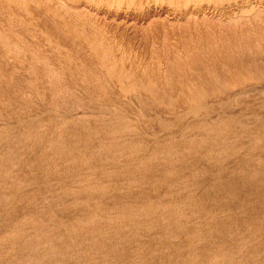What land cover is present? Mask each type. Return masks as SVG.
<instances>
[{"label": "bare ground", "instance_id": "1", "mask_svg": "<svg viewBox=\"0 0 264 264\" xmlns=\"http://www.w3.org/2000/svg\"><path fill=\"white\" fill-rule=\"evenodd\" d=\"M62 1L59 12L43 7L47 14L33 20L26 7L0 0V264H264V103L242 105L237 115L225 109L214 123L200 112L214 107L208 97L217 93L228 102L264 90V43L225 47L202 61L195 51L190 69L166 70L158 81L143 67L152 51L139 66L141 55L72 12L104 0ZM218 2L227 11L264 6ZM76 57L86 59L81 70L68 64ZM232 72L242 77L219 92L177 94L179 102L201 101L178 119L174 109L183 105L165 88L186 94ZM90 89L97 93L84 103ZM44 101L89 111L49 115L37 110ZM154 102L163 107L149 110ZM254 107L258 122L246 127Z\"/></svg>", "mask_w": 264, "mask_h": 264}, {"label": "rangeland", "instance_id": "2", "mask_svg": "<svg viewBox=\"0 0 264 264\" xmlns=\"http://www.w3.org/2000/svg\"><path fill=\"white\" fill-rule=\"evenodd\" d=\"M4 1L5 2L8 1L7 2L8 4H13L14 3L15 5H22V6L26 7L28 9L27 13H28V15L32 16V19L34 18L33 16H45L44 14H47V12L45 11L44 8L47 7V6L52 8L53 12L57 13V12H59L58 10H61V8L63 7V4H64L62 0H10V1L9 0H4ZM148 1L149 0H104V4H102L101 2L99 4V1H98V3H96V4L94 3L91 6L89 4L85 5V6L81 5V6L77 7V8H74L72 10V12L77 14V15H82L84 13L83 15L86 16L87 18H90V20L100 30L103 29L102 31L104 32L105 36H108V38L111 39V42L115 41L114 43L116 45H120V47L122 46L121 44H123L122 49L124 50L125 53L127 51L130 56L132 55V57L135 56L136 59L137 58L139 59V57H140L139 55H141V57H142V54H143L142 60H141V57H140L139 61L137 60L139 62L138 63L139 66L140 65L143 66L145 63H148L147 67H149V68H150V66H153L154 70H152L153 68H150V70H149V68L148 69L145 68L146 65L143 66V67H144V70H145L146 73H148V72L151 73L153 71L151 74L153 75V73H154L156 75L154 77H155V79H158V81H160V79H163L164 81L166 80V76L163 75L166 72V70L168 71L169 69H173V68L175 70L181 69V68L183 70H188V69H190L191 65H189V64H191V63L196 64L199 60L202 61V60L208 59L210 57H214L215 58V57H219L220 55L222 56V54H220V53H225L224 52V51H226L225 49H224V51H222V49L225 48V47H236V46L243 47L244 44L247 45V43H249V42L252 45L249 43L247 46L245 45L244 47H252V46L253 47H258L259 44H261V43L263 44L264 43V40H263L264 39V36H263L264 35V32H263L264 31V25H263L264 24V14H263L264 13V6L263 5L261 6L258 3L254 2V4L257 5L254 8L253 7L252 8L237 7V8H233V9H230V10L227 11V10H220L219 9L218 5H219L220 2H218V0H194L193 2L191 0H150V2H148ZM54 3H55V5H53ZM36 4H37V6H35ZM198 6H200V7L197 8ZM243 9H244L245 12L243 11ZM42 10H43V12H42ZM147 10H148V12L143 13V11H147ZM246 10H248V11H246ZM256 10H258V12ZM31 11H34V13H32ZM37 11H38V13H37ZM255 11L257 13L256 15H255ZM229 13H230V15H228ZM258 13H260L259 15L262 14V16H259ZM192 14H194V15H192ZM202 15H204V16H202ZM239 16H240V18H239ZM255 16H257V17H255ZM252 17L253 18L255 17V18L253 19ZM259 17L260 18L263 17V18L260 19ZM217 18H218L219 21L216 20ZM32 19H30L29 21L30 22H35V21H32ZM214 20H216V21H214ZM243 22L244 23L248 22V23L244 24ZM252 22H253V24H252ZM230 25H232L231 26L232 28H235L236 25H238L239 27L236 26L235 30H233V29H231ZM254 25L257 27V28L255 27L256 29L254 28ZM260 26H261V28H260ZM221 29H224L225 31L226 30L227 31L225 32L224 30H221ZM257 29H258V32H256ZM244 30H248V31H244ZM32 31L34 32V30H31L29 32L32 33ZM220 31L221 32L224 31V32H222L223 34L222 33L220 34ZM259 31H260V33H259ZM228 32H229V34H228L229 36L227 35ZM233 32H235V33L233 34ZM241 32H242V34H241V38H240L239 34ZM243 32L244 33L245 32L246 33L249 32L250 36L246 37L247 34L246 33L244 34ZM249 33H248V35H249ZM216 34L218 35V39H217V35ZM251 34H254V35H251ZM261 34H262V36H261ZM211 35H214V36L211 37ZM237 35H238L240 41L242 40V38L245 39V40L244 41L242 40L240 42L238 40ZM210 37H211V39H210ZM220 37L223 38L224 41ZM229 37H230V39H228ZM254 37H255V39H254ZM24 38L25 37H22V35H21L20 39H24ZM212 38L214 40H212ZM225 38H227V40ZM33 39L36 40L35 43L38 46V48L36 47L37 50H40V49H41L40 51H46L47 50L46 49L47 47H45V49H42L44 47H40L39 46V41L40 40L38 41V39H39L38 37H34ZM204 39H205V41L209 42L208 45L210 47L205 44L206 42H204ZM220 39H221V41H220ZM232 40H234V41H232ZM246 40L247 41L249 40V41L247 42ZM225 41H226V43H225ZM230 41H232V42H230ZM235 41H236V43L234 45L233 42H235ZM245 41H246V43H245ZM118 42H120V44ZM215 42H217V43H215ZM220 42H221V45H220ZM237 42L240 43V44H238ZM195 43H197V45ZM198 43H199V45L201 43V45H203L205 47L207 46V47L205 48V47L200 45V47L202 48V50H200V48L198 46ZM231 43H232L233 46L231 45ZM241 44H242V46H241ZM191 45H193V47ZM197 46H198V48H197ZM170 47L172 48V50H170ZM175 47L178 48V49H176ZM179 47H180V49H179ZM184 47H186V49ZM12 48L16 52H20V53L24 52V50H22L20 48L19 49L17 48L16 50H15L14 47H12ZM203 48L204 49L208 48V50L207 51L205 50V52H204ZM153 49H157L158 52H157V50H153ZM194 49H196V50H194ZM212 49L213 50L216 49L217 51L216 50L213 51ZM181 50H183V51H181ZM209 50H212V51L208 53ZM21 51H23V52H21ZM150 51H152L153 54L155 53V55H153L152 52H150ZM167 51H168V53H167ZM171 51H173V52L176 51V53H173ZM195 51H197V54L200 53L199 54L200 56L197 55L195 53ZM198 51H199V53H198ZM4 52L5 51H2V54H4V57L1 56V58H5V54L6 55L8 54V51H7V53L6 52L4 53ZM25 52L29 53L27 51H25ZM47 52H49V51H47ZM163 52H166V53L162 54ZM184 52H185L186 55L184 54ZM189 52H191V53L193 52V53L191 54ZM213 52H215L216 55L215 56H213V55L210 56V53H213ZM217 52L219 54H217ZM133 53H135L137 55H134ZM128 54H126V55L128 56ZM150 54H152L153 57H156V55H157V59L153 58L152 55H150ZM160 54L163 55V56H161ZM172 54H173V56H172ZM193 54L196 55V56H194ZM144 55H146V56L150 55L149 58L150 57L151 58L149 59V61L147 60L148 57H146ZM166 55H167V57H166ZM206 55L208 57H206ZM137 56H139V57H137ZM198 56H199L200 59L196 58ZM203 56L205 58H203ZM158 57H159V59H158ZM163 57L166 60L167 59H169V60L171 59V61H172L173 58L175 60H173L172 62L168 61V60L166 61V60L163 59ZM171 57H173V58H171ZM193 57H195V58H193ZM145 58H147L146 59L147 62L144 63ZM81 59H82L81 57H79V58L76 57V58L70 59L68 61V64H73L78 69H80V68L82 69V66H83L82 63L83 62L85 63L86 59H84V58L82 60ZM75 60L79 61V63H77V61H75ZM180 60H181V62H180ZM186 60H188V61L186 62ZM70 61L72 63H70ZM74 61H75V63H74ZM161 61H163V62H161ZM232 61H234V60H232ZM237 61L241 62V59H239ZM90 62H91V60H90ZM149 63H151L152 65L149 64ZM153 63L156 64L157 67H156V65H153ZM169 63H171V64L173 63V64L172 65L170 64V66H168L167 64H169ZM93 64H94V62H93ZM165 64L169 68H167V66ZM183 65H186V66H183ZM158 66H159L160 70H159ZM161 66H162V68H161ZM253 67H255V64L250 65L249 69L250 70H254V69L257 70V68H253ZM155 69L156 70L158 69V70L156 71ZM231 69L234 70L235 68H231ZM75 71L76 70L74 68L73 72H75ZM256 73H257L256 76L259 75V72H256ZM151 74H150L149 77H153ZM240 74L232 72V74H229V75L228 74L224 75V76L222 75L221 78L211 76L210 78H208V80L207 79H204V80L202 79L201 81H204L203 84L197 85L195 90H190L191 92L188 91V92H186V94H183V92L180 93L179 90H172L171 91V90H168L167 88H165L166 89V92H165L166 94L165 95H167V97H170V99L172 98L171 99V101H172L171 103H175V102L180 103L181 102L180 106L183 105V106H181L183 108L176 107L174 109L175 111H177L176 113L179 114L178 119H181V118H184V113L185 112L190 111L189 109H191V107H192V106L190 107V105H193L195 103L198 104V105H201V101L200 102L198 101L199 103L197 101H195V102L192 101V103H187V101L184 100V103H183V100H180V102L178 101L179 99H177V96L179 97V96H182V95H186L187 97H189L191 99H195L196 97L197 98H201L203 93L208 96L209 93H207V91H206L207 89H209L211 87V89H214V92H219L223 88L224 89L227 88L228 85L233 81V79L236 80V79H239L240 77H242V75H240ZM261 74L259 76L260 77L261 76L264 77V73H261ZM230 77H231V79H230ZM233 77H235V78H233ZM177 78L178 77H175V79H177ZM48 79H51V78H48ZM220 81H221V83H220ZM225 82H227V83L224 84ZM200 85H202V87H200ZM198 86H199V89H198ZM93 90L94 89H90V91L85 94L87 96H85V97L81 96L80 99H83L82 101H84V103H85L87 101L88 97L93 96L94 94L97 93V92L94 93L95 91L93 92ZM97 91H100V90L97 89ZM253 92H255V91H253ZM253 92H248L247 95L243 94V96L241 95L242 97L241 96L236 97L235 99H233L231 101H228V102L226 100V99H228V97L226 96L225 93H223L221 95V97H220L219 93H217L218 95L217 94L216 95H212V94H214L212 92V94H211L212 97H208L211 100H208V101L213 103L214 107H208V108L202 109V110H200V112L203 115V117H205L207 120H209V121L214 123L215 122L214 120L217 117V115L218 114H222L225 109H230V110L232 109L231 111L233 113H235L236 112L235 109H238V111H240L239 108L242 105H245L247 103H251L252 104V103L258 102V101H261L262 103H264V90L263 91H257L254 94H253ZM261 93H262V95H261ZM173 94H175V95H173ZM245 95H246V97H245ZM255 95L257 97L259 96V98H257ZM194 96H195V98H194ZM255 97H256V99H254ZM212 98H214V99H212ZM216 99H217V101H216ZM218 99H219V101H218ZM232 102H234L233 104H235V105H232ZM158 103L159 102L152 103L153 105H151L150 108H148V109L151 110V111L152 110H159L160 108L163 107V102H160L161 104L160 103L158 104ZM165 103H168V102H165ZM40 104L41 105H36L37 110L39 109L38 111H43V112H45V113H47L49 115H55V116L60 115L63 112H65V114H68V113H70L72 111L73 113H75V112L77 113V117H80V116H82L85 113V111H89V109H86V108H85V110L83 108H80V109L77 108V110L68 109L69 110L68 111L66 109L61 108L60 106L59 107H55V105H53L49 101H44L43 103H40ZM155 104H157L158 106L155 105ZM185 107H187V109H185ZM179 108H181V109H179ZM252 109L253 110H250V111H253L254 114H251L250 115L251 117H249V119H247L244 122V125H246V127H248V126H250V125H252L254 123H257L258 122V118L256 117V115H255L256 113L255 112L256 111H258V112L262 111V110H258L257 107H254ZM92 112H95V111L93 110ZM247 112H249V111L246 110V113ZM78 115H80V116H78ZM236 115H237V112H236ZM260 118H262V117L260 116ZM212 119H213V121H212ZM225 125H227V124H225Z\"/></svg>", "mask_w": 264, "mask_h": 264}]
</instances>
